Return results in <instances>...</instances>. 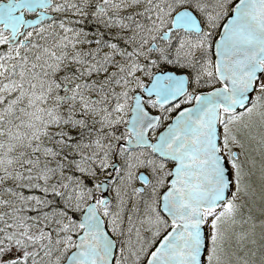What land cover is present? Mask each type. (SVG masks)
<instances>
[{"label":"snow or ice","instance_id":"obj_1","mask_svg":"<svg viewBox=\"0 0 264 264\" xmlns=\"http://www.w3.org/2000/svg\"><path fill=\"white\" fill-rule=\"evenodd\" d=\"M0 264H264V0H0Z\"/></svg>","mask_w":264,"mask_h":264}]
</instances>
